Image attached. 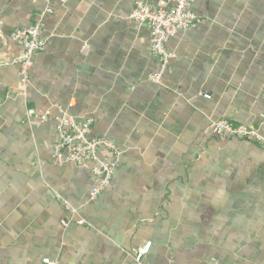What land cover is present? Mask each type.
Returning a JSON list of instances; mask_svg holds the SVG:
<instances>
[{"label":"crops","instance_id":"1","mask_svg":"<svg viewBox=\"0 0 264 264\" xmlns=\"http://www.w3.org/2000/svg\"><path fill=\"white\" fill-rule=\"evenodd\" d=\"M135 1L0 0V264H131L146 242L143 264H264V146L209 129L264 136V0H197L201 22L167 42L158 84ZM47 6L22 93L10 34ZM56 107L119 148L98 151L114 173L94 200L88 166L53 161Z\"/></svg>","mask_w":264,"mask_h":264},{"label":"built area","instance_id":"2","mask_svg":"<svg viewBox=\"0 0 264 264\" xmlns=\"http://www.w3.org/2000/svg\"><path fill=\"white\" fill-rule=\"evenodd\" d=\"M64 4L67 0H57ZM197 0H160L155 6H150L142 0H136L127 19L134 25H146L149 29V49L158 62V69L149 76L154 83H160L163 72L166 70L172 53L166 49V44L178 32L198 25L201 19L194 13L193 4ZM52 12L50 7L39 12L33 26L19 28L10 34V40L21 46L22 51L14 59L18 66V80L22 93L29 87V72L33 64L35 54L43 51L45 41L42 38V21ZM86 50V46H83ZM209 99L207 94L202 95ZM58 115L55 117L56 141L52 147V158L55 164H71L77 167L88 166L93 176V186L90 190V199L94 200L110 186L114 163L109 158H102L98 151L105 149L116 158L119 148L106 137H94L91 135L93 119L87 118L77 121L73 116L56 107ZM52 115V110L45 111L29 109L26 111L27 120L46 122ZM209 129L217 136L228 139H239L264 146L262 136L254 125L234 124L229 120H217L209 124ZM65 210L75 214L66 201H63ZM79 225L84 222L79 220ZM151 247L146 242L131 255V264H143V258ZM43 264H58V262L43 259Z\"/></svg>","mask_w":264,"mask_h":264}]
</instances>
